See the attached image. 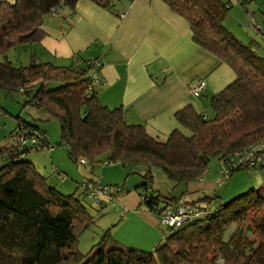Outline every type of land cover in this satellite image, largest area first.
Segmentation results:
<instances>
[{
  "label": "trees",
  "instance_id": "trees-1",
  "mask_svg": "<svg viewBox=\"0 0 264 264\" xmlns=\"http://www.w3.org/2000/svg\"><path fill=\"white\" fill-rule=\"evenodd\" d=\"M78 1L0 4V92H21L26 106L57 120L60 146L71 161L137 166L147 181L139 187L149 191L152 168L161 169L175 185H187L205 176L213 157L225 163L235 151L264 141V57L258 55L256 41L245 44L227 30L230 7L224 0H162L189 22L194 42L229 65L237 77L213 96L209 114L191 107L178 111L179 127L164 142L151 137L144 126L129 124L123 108L102 105L97 96L101 84L86 96L90 81L84 76L87 59L81 54L73 58L77 66L67 67L36 62L34 55L28 66L17 67L8 60L10 49L45 37L44 23L53 14H60L70 27ZM89 1L120 15L121 0ZM248 27L254 30L249 23ZM261 30L254 31L259 35ZM51 82L58 86L49 89ZM24 136L26 142L21 141ZM49 147L47 133L28 123H19V131L0 146V264H264V196L256 191L169 231L154 252L120 245L108 229L99 244L82 253L78 236L94 223L93 216L79 198L64 195L22 160L30 151ZM57 180L64 182L60 176ZM90 182L95 181L86 180L81 187ZM86 192H81L84 198ZM177 200L155 192L142 202L154 211L174 207L181 203Z\"/></svg>",
  "mask_w": 264,
  "mask_h": 264
},
{
  "label": "crops",
  "instance_id": "crops-1",
  "mask_svg": "<svg viewBox=\"0 0 264 264\" xmlns=\"http://www.w3.org/2000/svg\"><path fill=\"white\" fill-rule=\"evenodd\" d=\"M13 1L0 0V4ZM224 1L231 7L236 5L224 22L227 30L236 32V38L245 44L255 41L242 31L245 22L238 21L249 15L247 8L239 7L247 0ZM118 2L120 15L89 0H79L70 27L60 14L50 16L43 26L45 37L31 46L34 53L29 60L34 55L36 62L67 67L77 66L73 60L76 54L85 59L101 56L103 81L97 91L101 104L111 110L123 108L129 124L144 126L151 137L164 142L179 127L175 119L178 111L191 107L197 113L209 110V114L210 100L236 80V73L196 44L189 22L164 1ZM258 8L264 15V8ZM256 23L262 30L259 35L253 32L264 41V20L258 17ZM200 79L205 80L206 87L199 97H193L190 84ZM217 178L189 183L185 190L168 197H177L180 203L195 202L193 198L198 196V201L216 204L221 188L226 186L218 185ZM138 188L117 196L118 208L115 205L114 209L119 216L114 219L111 237L120 245L151 253L163 245L169 230L142 202ZM154 192L166 194L159 188Z\"/></svg>",
  "mask_w": 264,
  "mask_h": 264
},
{
  "label": "rangeland",
  "instance_id": "rangeland-1",
  "mask_svg": "<svg viewBox=\"0 0 264 264\" xmlns=\"http://www.w3.org/2000/svg\"><path fill=\"white\" fill-rule=\"evenodd\" d=\"M235 6L230 8L227 16L232 13L231 10ZM259 6L264 8V0H247L243 7L239 6L240 8H247L249 15L245 16L246 19H238V21L243 20L245 22L243 26L245 30H242L240 27L238 29L246 31L251 38L255 39L258 43L256 50L259 56H261L264 54V41L248 27L250 16L254 22L258 21V17L262 21L264 20V15L259 10ZM247 30L251 31V33L247 32ZM231 33L234 36L236 35L234 31ZM15 38V36L12 37L13 40ZM31 46V44L18 45L10 49L6 56L17 67L28 66L30 64V55L34 53V50H32L33 46ZM1 61H4V58H1ZM57 86V83L51 82L48 87L49 89H54ZM211 96L213 95L210 94ZM207 100L203 99L204 102ZM19 123H28L39 127L47 133L50 143L49 148L30 151L23 156L22 160L31 163L37 172L47 179L49 185L55 187L66 196L79 198L93 216L94 223L78 236L79 250L84 254H88L95 245L101 242L105 231L112 228L114 219L116 216H119V213L112 207V204H115L118 208L117 197L104 196L101 198L102 203L100 204L92 199L84 198L85 196L81 193L84 187H81V184L86 180L99 181L101 185L109 186L112 190L116 188L114 186L122 188L123 194L134 190L147 181L143 178L142 174L138 173V169L133 166H124L120 163L91 165L88 163L84 164L85 160L77 163L71 161L67 150L60 146V125L58 121L41 110L26 106V99L23 93L1 91L0 146L5 145L7 139L19 131ZM220 167V159L213 157L208 164V171L203 179L212 178L215 180L216 177H219ZM152 175L153 181L148 186L150 194H155L154 190L156 191L159 188V190H163L166 193L164 194V198H168V196L179 194L182 190H185V184L175 185L161 169L152 168ZM57 176H60L61 179L64 178V182H59ZM225 185L221 188L222 190L218 195L219 198L216 199V204L213 203L210 207L211 211L215 210L218 205L228 204L249 191H256L264 196V174H250L247 171L240 170L235 172ZM138 190H140V198H142L144 189L138 188ZM197 198L198 196L194 197L193 200L205 206V202L203 200L198 201L196 200ZM103 205L105 208L102 207Z\"/></svg>",
  "mask_w": 264,
  "mask_h": 264
},
{
  "label": "built area",
  "instance_id": "built-area-1",
  "mask_svg": "<svg viewBox=\"0 0 264 264\" xmlns=\"http://www.w3.org/2000/svg\"><path fill=\"white\" fill-rule=\"evenodd\" d=\"M231 7L229 1L226 2V8ZM55 16V14H53ZM249 24L254 28L255 31L259 32L262 27L256 25L251 19ZM104 61L100 57H89L86 60L85 77L89 79L90 83L86 89V96L89 97L92 93L93 86L100 85L103 81L102 68ZM206 87L204 79H200L190 84V93L193 97H199ZM21 141L26 142L25 136L21 138ZM35 139L31 140L34 143ZM238 170H244L250 174L264 173V141L256 142L248 147L235 151L230 158L221 164L219 177L217 178L218 185H224L228 182L230 177ZM86 192V196L94 201L100 203L101 198L104 196L117 197L121 195L120 188H115L112 192L108 186H103L99 181L90 182L83 184ZM150 193L148 190H144L142 194V200L149 197ZM115 204H112L114 207ZM211 203L205 202V206L191 201H183L174 207H157L154 211L159 215L160 222L166 226L169 231L177 230L188 223L197 220L204 215L211 213ZM125 213V212H124Z\"/></svg>",
  "mask_w": 264,
  "mask_h": 264
},
{
  "label": "clouds",
  "instance_id": "clouds-1",
  "mask_svg": "<svg viewBox=\"0 0 264 264\" xmlns=\"http://www.w3.org/2000/svg\"><path fill=\"white\" fill-rule=\"evenodd\" d=\"M205 201H209V198L207 200H205ZM211 206H212V204H211Z\"/></svg>",
  "mask_w": 264,
  "mask_h": 264
}]
</instances>
